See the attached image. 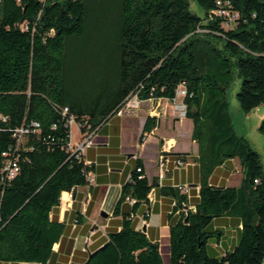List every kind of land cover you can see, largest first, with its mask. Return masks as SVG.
Listing matches in <instances>:
<instances>
[{
    "label": "trees",
    "instance_id": "obj_1",
    "mask_svg": "<svg viewBox=\"0 0 264 264\" xmlns=\"http://www.w3.org/2000/svg\"><path fill=\"white\" fill-rule=\"evenodd\" d=\"M196 2L204 18L189 0H0V262L50 264L54 256L66 226L52 212L93 170L71 146L70 117L84 134L117 115L131 95L175 101L183 90L202 180L194 210L178 188L161 189L174 199L168 261L132 216L155 185L137 158L114 211L122 216L118 226L80 264L264 263V167L236 133L228 100L240 79L242 111L264 104V0ZM93 10L118 16L116 58L88 69L102 81L83 89L72 81L70 58L89 34ZM157 123L147 118L141 143ZM259 131L264 135V119ZM232 159L240 162V185L214 183V172ZM13 162L18 172L10 178ZM130 201L132 212L122 211ZM230 219L242 226L238 240L217 255L212 246L225 235L218 226Z\"/></svg>",
    "mask_w": 264,
    "mask_h": 264
},
{
    "label": "crops",
    "instance_id": "obj_2",
    "mask_svg": "<svg viewBox=\"0 0 264 264\" xmlns=\"http://www.w3.org/2000/svg\"><path fill=\"white\" fill-rule=\"evenodd\" d=\"M182 101V97L176 101L145 100L137 110H126L122 115L109 117L91 132L87 130L83 135L78 133L74 142L88 134L93 136L94 145L84 153V160L93 164V180L72 192L63 193L60 204L54 208L52 216L65 224L66 231L53 247L54 256L50 264H80L106 241L110 228L118 226L122 218L121 215H115L114 211L137 158L143 160L146 176L150 181L154 179L155 185L149 194L150 202L141 204L132 216L137 229L143 232L145 228L144 233L151 241L159 243L160 250L165 243L169 251V216L172 214L174 199L163 195L161 189L166 186H186L188 201L185 207L194 210L202 180L198 161L199 146L192 138L193 122L181 115L177 108V104ZM148 117L157 119V127L141 143ZM150 138H154L156 143L149 144ZM187 138L191 141H187ZM148 152H152V159H149ZM178 154L184 155L183 165H176ZM239 164L238 159L227 161L214 172L212 181L230 186L229 181L235 177V173H241ZM122 211L132 212V203L125 202ZM227 223L225 226L220 225ZM220 224L218 227L224 229L225 235L212 246V251L217 255L233 248L242 227L236 219L224 220ZM234 232L236 237H232L229 243L228 238Z\"/></svg>",
    "mask_w": 264,
    "mask_h": 264
},
{
    "label": "rangeland",
    "instance_id": "obj_3",
    "mask_svg": "<svg viewBox=\"0 0 264 264\" xmlns=\"http://www.w3.org/2000/svg\"><path fill=\"white\" fill-rule=\"evenodd\" d=\"M191 11L196 13L201 18L205 17V13L200 8L196 0H189ZM118 22V16L115 11H91L89 16V34L85 40L76 44L72 49L71 55V69H72V81L83 83L84 87L87 85L94 86L99 84L101 74H92L88 69L103 68L105 64L116 58V23ZM80 69V73L77 74L75 69ZM89 71V74L87 72ZM75 73V74H74ZM86 83H88L86 85ZM241 84L240 79H236L235 83L228 90V100L230 103V112L233 119L235 131L238 135L244 136L249 141L251 147L257 151L260 155L263 167H264V135L260 133L259 127L264 119V104L256 108L249 114H245L240 106L237 98V92ZM181 114V112H180ZM172 124V123H170ZM170 127V126H169ZM187 126L184 127V130ZM71 133L73 140L78 138V127L76 124H72ZM187 141H191L187 138ZM74 143V142H73ZM156 143L154 138H150L149 144ZM149 159H152V152ZM152 161V160H149ZM237 163V161H236ZM240 166V164H239ZM242 173H235V177H232L229 181V185L237 187L240 185ZM232 237H236V232L231 234L228 238V242L231 243ZM162 258L165 263L169 259L168 244L163 243L161 248ZM264 264V263H263Z\"/></svg>",
    "mask_w": 264,
    "mask_h": 264
},
{
    "label": "built area",
    "instance_id": "obj_4",
    "mask_svg": "<svg viewBox=\"0 0 264 264\" xmlns=\"http://www.w3.org/2000/svg\"><path fill=\"white\" fill-rule=\"evenodd\" d=\"M185 95V91L183 90H180L178 91L177 93V98L178 97H183ZM176 98V99H177ZM150 100H155V99H150ZM176 101V100H175ZM143 101L139 99V97L137 95H131L130 97H128L125 101V103L123 104L122 108L118 111V115H122L124 113V111L126 110H137L140 108L141 106V103ZM177 108L180 110L181 112V115H185V105L182 103L180 104H177ZM68 112V109L65 108L64 109V113H67ZM72 124H76L77 127H78V132L79 133H82L81 130H80V126L79 124L75 121L74 117H70L69 119V125L70 127L72 126ZM28 132V130H21L20 132ZM83 135V133H82ZM73 141V138H72V133H71V146L74 150L75 153H78L79 155H82L84 156V153H85V150L94 145V141H93V136L91 134H88L86 135V137H83L81 139H79L77 142H74ZM171 144L169 143L168 146L169 148H171L170 146ZM88 163V162H87ZM88 164H91V163H88ZM184 162L181 160V159H177L176 160V165H183ZM7 170H8V176L10 178H14L18 172V165L16 162H13V163H10L9 166L7 167ZM88 180H89V183L93 180L92 178V173H90L88 175ZM258 182V181H256ZM183 194H187L188 193V189L186 186H178L177 187ZM131 202V201H130ZM1 204V203H0Z\"/></svg>",
    "mask_w": 264,
    "mask_h": 264
},
{
    "label": "water",
    "instance_id": "obj_5",
    "mask_svg": "<svg viewBox=\"0 0 264 264\" xmlns=\"http://www.w3.org/2000/svg\"><path fill=\"white\" fill-rule=\"evenodd\" d=\"M145 230H146V229L144 228V229H143V232H145ZM95 253H96V252L91 253L90 256H89V258L93 257V255H94Z\"/></svg>",
    "mask_w": 264,
    "mask_h": 264
}]
</instances>
